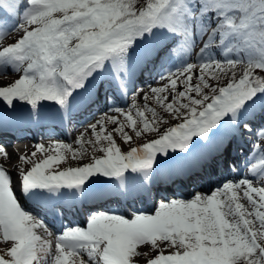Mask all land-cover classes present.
Instances as JSON below:
<instances>
[{
  "label": "snow or ice",
  "instance_id": "1",
  "mask_svg": "<svg viewBox=\"0 0 264 264\" xmlns=\"http://www.w3.org/2000/svg\"><path fill=\"white\" fill-rule=\"evenodd\" d=\"M13 32L22 35L0 50V72L11 66L22 76L12 86L0 87V99L9 108L14 101L23 102L34 112L45 102L67 111L73 94L95 73L106 72V65L126 93L134 49L143 61L161 54L177 58L181 50L194 49L197 37L208 39L196 63L183 62L161 78L167 80L164 87L151 88L157 103L182 121L159 138L125 154L109 133L103 137L107 146L99 148L103 156L64 170L59 165L66 152L73 159L81 154L67 144L50 150L36 145L45 158L27 172L18 170L15 180L0 167V235L12 242L6 253L10 259L0 256V264H132L144 245L161 253L148 264H264V186L241 178L190 198L174 192L159 195L198 178L223 144L240 132L254 135L251 153L260 154L255 163L249 154L245 171L256 176L259 168L258 179L264 183V125L254 128L251 123L264 119V0H0V40ZM230 54L238 55L233 59ZM241 63L247 69L237 78ZM222 80L226 83L219 86ZM132 107L137 109L135 119L124 109H109L124 114L123 121H109L125 143L132 140L125 127L141 136L139 121L144 132L159 131L155 109L148 110L154 118L150 122L145 111ZM6 120L0 114V129ZM98 123L103 129L105 122ZM96 128L91 125L99 143ZM213 130L222 135L210 146V136L217 135ZM170 153H186L193 163L158 165V156ZM0 154L8 155L3 146ZM93 177L115 181L120 190L114 187L91 198L128 202L127 211L91 210L83 227L65 226L57 232L53 252L51 241L36 232L40 228L51 236L48 225L25 209L24 197H55L64 189L79 193ZM138 199L151 200L153 211L132 208ZM162 244L173 253L164 255Z\"/></svg>",
  "mask_w": 264,
  "mask_h": 264
},
{
  "label": "rangeland",
  "instance_id": "2",
  "mask_svg": "<svg viewBox=\"0 0 264 264\" xmlns=\"http://www.w3.org/2000/svg\"><path fill=\"white\" fill-rule=\"evenodd\" d=\"M141 0H137V3H140ZM208 39V35H203L202 39L200 37H197V43L195 45H197L198 48V43H202L201 45H203V42L206 41ZM200 49V48H198ZM196 54L195 49H193L191 51V54ZM238 54H231L230 57L235 59L236 56ZM192 59H189L187 62L188 63H196L197 59H194L193 57V61H191ZM247 69V65L244 63L238 64L236 66V74L237 77L239 78L240 75H242V73ZM259 70H257L258 72ZM196 73H199V68L195 69ZM229 75H231V73L229 72ZM197 78L196 75H193V84L197 83ZM165 83H167V80H161L157 83H155V85H153L152 87H164ZM209 83H211L213 86H217V82L213 81V80H209ZM226 83V81L222 80L220 81L219 86H223ZM0 85L5 86V82L0 81ZM151 87V88H152ZM151 88H149V90L145 91L144 93H142L141 95H139L137 98H135L133 100V102H131V104L126 108V112H131L133 114L134 119L136 118L135 113H136V108L132 107L133 104H135L140 110L145 111V116L149 119V121H153L154 118L152 116L151 111H148L149 109H155L156 113H157V117H159V131L158 132H144L143 131V123L142 121H139L137 124V128H139L141 130V136L137 137L135 132L130 128V127H125L124 131L128 133V135H130L132 137V140L128 143H125L123 140V137L120 136L116 131L115 128L117 127V125H114L113 128H107L108 126L105 125L104 123V128L102 129L99 125V123H97V128H96V133H98L100 135V142L97 143L96 142V134L93 133L92 129L88 131V134L85 136L82 135H77L75 137L74 143L73 145H78L80 143H82L83 145L80 146V148H73L72 150L81 154L77 159H73L72 157V153L70 156L65 157L64 161L59 165V169L61 168H66L67 166H69V164H67L66 160L69 159L71 162H74L75 160L80 161V163L85 162L86 160H91L92 155L98 154V155H102L103 153L99 151V148L101 147H106L107 146V141L103 139V137L109 133H111V135L113 136V139L116 143L117 146H119L121 149H123L122 153H127V150H129L130 147H134L136 142H143L147 139H151L152 137H156L158 135H160L161 133L167 131L170 127H174L177 126L180 122V120L175 119L171 114H169L167 112V109L163 106H161V104L157 103L156 97L151 93ZM182 89V86L178 85V90ZM207 91V90H205ZM145 96L148 97L147 101H145ZM170 99V98H169ZM107 117H114L117 116L120 121L124 120V114H118L115 115V113H108L107 115H105ZM117 118V119H118ZM105 122V121H104ZM249 136V135H247ZM77 141V143L75 144V142ZM91 142V143H90ZM36 156L35 158L37 159L38 156L42 157L44 156L43 154H41L38 150H36ZM29 159L28 160H24V165L25 166H29L31 163V159H33L34 157L32 156V153L29 154ZM66 155V154H65ZM18 157V156H17ZM251 159H253V163L257 162L260 158V154L258 153H253L251 156ZM17 159V158H15ZM18 159H20L18 157ZM17 159V160H18ZM65 162V163H64ZM260 169H257V173L256 176H259L260 173ZM249 172L251 173V171L249 170ZM252 174V173H251ZM253 182H254V186L257 187H261L264 186V183H262L261 181H259V179L255 180L254 178H252ZM161 249V248H160ZM173 249L170 250V253H168V255L173 253ZM160 253V252H159ZM158 253V254H159ZM161 254V253H160Z\"/></svg>",
  "mask_w": 264,
  "mask_h": 264
},
{
  "label": "bare ground",
  "instance_id": "3",
  "mask_svg": "<svg viewBox=\"0 0 264 264\" xmlns=\"http://www.w3.org/2000/svg\"><path fill=\"white\" fill-rule=\"evenodd\" d=\"M218 58H220V57H218ZM238 78V77H237ZM9 79H12V77L11 78H9ZM2 83V82H1ZM2 85H0V87H1ZM126 111V110H125ZM115 118L117 119L118 117H116L115 116ZM118 120H120L119 118H118ZM99 121V120H98ZM104 121H105V125L106 126H108L107 128H113V126H114V124H112L110 121H109V117H107V116H105L104 117ZM88 134V129H81L80 130V135H82V136H85V135H87ZM77 134H75L73 137H75ZM219 140V138H217L216 139V141H218ZM215 141V142H216ZM148 142H151V141H149V140H145V141H143V142H136L135 143V146L134 147H137V148H141V147H143V145L145 144V143H148ZM214 141H213V144H212V146H214V143H215ZM228 142V141H227ZM77 143V141L75 142V144ZM229 143V142H228ZM225 144V143H224ZM81 145H83V144H78V145H73V146H71V148L73 149V148H80V146ZM52 148H53V146H51ZM131 148V147H130ZM21 151H22V153H25V151H29V148H27V147H25V148H23V149H21ZM71 153L72 152H66V155H65V157H67V156H70L71 155ZM52 154H54V153H52ZM19 154L16 152V150H14V149H12L10 152H8V155L7 156H5V155H3V154H0V162H2V164H0V167H3V168H5V166H7L10 162H13V160L15 159V158H17V156H18ZM94 155H95V157H100V156H103L104 154H102V155H98V154H95L94 153ZM19 157V156H18ZM66 162H67V164H69V167H77V166H82L83 164H86V163H88V162H90V160H86L85 162H81L80 163V161H78V160H75L74 162H71L69 159H67L66 160ZM65 163V162H64ZM193 163V160L192 161H188L186 164H180V166H188V165H190V164H192ZM19 166V165H18ZM10 168V167H9ZM225 169H227V167H223V168H221V171H223V170H225ZM12 175L14 176V178L16 179L17 178V175H18V172L15 170V168H12ZM205 178H207L206 179V181H207V183H211V188L209 189V191L211 192L213 189H217V186H218V183L220 182V181H222V178H218V176H216V175H214V174H210L209 176H207V177H205ZM208 178H213V180H211V179H208ZM14 179V180H15ZM255 187V186H254ZM242 203H245L246 204V206H247V202L246 201H241ZM11 241H8V242H4L3 241V239H2V235H0V244H1V249H0V251L1 252H6V251H8L9 249H10V246H11ZM143 249H141V250H139V249H137V251L139 252V253H141V255H139V256H137V258H142L143 256H145V254L147 255V256H149V258H153L154 256H156L158 253H159V251H156V250H152L151 248H150V246L149 245H145V246H141ZM160 248H161V250H162V252H164V254L165 253H170V250H172V248H170L168 245H166V244H162V245H160ZM146 252V253H145Z\"/></svg>",
  "mask_w": 264,
  "mask_h": 264
}]
</instances>
